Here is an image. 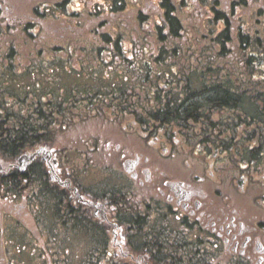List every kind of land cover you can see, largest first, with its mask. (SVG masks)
<instances>
[{
    "label": "flooded vegetation",
    "instance_id": "1",
    "mask_svg": "<svg viewBox=\"0 0 264 264\" xmlns=\"http://www.w3.org/2000/svg\"><path fill=\"white\" fill-rule=\"evenodd\" d=\"M54 1L0 0V29L79 49L67 54V70L105 57L104 65L127 69L111 70L118 84L107 89L0 92V264H20L17 233L30 250L48 242L41 256L29 252L31 264H264V112L217 117V77L246 75L249 85L235 91L264 94L256 27L264 20L247 35L252 69L233 72L216 68L213 41L228 25L217 16L220 0H207L205 11L199 0ZM253 4L264 14V0ZM87 45H102L101 57ZM41 56L51 61L39 54L36 63ZM173 57L180 61L169 65ZM236 99L242 110L258 107L247 95ZM53 230L70 237L74 260L52 242Z\"/></svg>",
    "mask_w": 264,
    "mask_h": 264
},
{
    "label": "rangeland",
    "instance_id": "2",
    "mask_svg": "<svg viewBox=\"0 0 264 264\" xmlns=\"http://www.w3.org/2000/svg\"><path fill=\"white\" fill-rule=\"evenodd\" d=\"M55 1L56 3L59 2V0H55ZM234 1H237V0H220L219 2H220V8H221L222 13L226 12L229 14L231 11L230 3ZM255 1L256 0H254L252 4L250 5L248 4L247 8L241 9L239 6H237L235 8V11L231 13V27L230 26L227 27L230 35H232L233 33H237L236 32L237 25H240L239 28L242 30L244 34H246V36L248 34H253L256 27L257 29H262V32L264 33V23L261 22L256 27L253 26V24L255 25V20H260V21L264 20V14L263 13L259 14L258 12H256V10H254L253 3ZM199 2L201 3L202 6H204L202 7V9L205 11L207 9V7L205 6L208 5L207 0H199ZM77 3H78V0H75V1L71 0L70 2H68L67 5L69 8H71V7L76 6ZM183 4H181L180 14L181 16H184V18H186L187 20L188 10H187L186 4L184 5ZM234 12H235V16H234ZM252 12L255 13L254 16ZM205 13L206 12H204V14ZM250 14H252V17L250 16ZM207 18L208 17H204L200 20L201 22L205 21L204 22L205 27L209 26L206 24ZM196 23H197V27H200L198 20ZM223 28L224 27L221 26V23L218 22L217 23V35L219 31L222 30ZM145 29H147L146 26H145ZM34 31L37 32L39 30L35 29ZM16 32L18 31H15L14 33ZM45 34L46 32L42 31L41 35H45ZM215 34H216V30H213V29L209 30L208 28H206V33L204 35L213 36ZM218 37L220 40L222 39V37L220 36ZM24 42L29 43V40L26 39L24 40ZM207 42L208 44H206L205 50H210V53H211L215 49L214 48L210 49L211 42L210 41H207ZM38 43L43 45L41 46L42 50L45 49L43 55L49 56L50 57L49 60H51L50 62H48L47 61L48 59H45L44 56H41L37 60L38 62L34 64L35 65L34 67H29L31 61H34L35 59L31 61H26L27 59L24 56L25 51L21 50V48L18 49V47L21 46L20 44H17L15 48L16 55L13 56L10 61L4 56L0 55V92L2 95L8 96L9 94L17 95V93H21V94H18L20 97H23V96L26 97L29 94L34 96L36 94H33V92L35 91V88L38 86L46 87V88H48L49 86H55L58 88H65L67 90L74 88V87H80L85 90L86 89L89 90V88L96 89L100 87H104L105 89L112 88L118 84V79L116 77H111V75H108L109 72L112 70V73H119L127 69V67L123 66L122 64L119 67L118 65H114V66L112 65V67L109 66V64L104 65L106 64L105 61L107 59L105 57L100 62V64L96 66H93V67H91L90 65L85 66L83 68L84 70L81 73L75 72L73 69V65H71L70 70H67L66 67H68L69 63H71L69 58H67V54L78 53L77 51H79V49H70L64 46H61L62 48L59 47V49H56L53 47V45L43 43V40L38 41ZM87 47L89 48L88 50H86L88 53L95 54L93 52V48L96 51L97 50L96 48H100L101 46L98 45L97 47L95 45L93 46L87 45ZM122 47L123 49H125V45H123ZM199 47H201V45H199ZM101 48L104 50L103 47ZM194 49H195V46H192L190 49L185 50V53L192 54ZM171 50H172L171 47H169L168 51L170 52ZM26 51L33 52L37 50L32 48V49H27ZM149 51H150V48L149 46H147L146 52H149ZM102 52L99 53L97 51L96 54H99L98 57H101V55L103 54ZM106 53L107 51H105L104 55ZM94 59L99 60V58L97 57ZM62 61L64 62V66L66 67L63 66ZM172 61L173 62H168V64L175 65L180 61V59L178 57H173ZM8 65H10V68ZM44 66L47 68V70L44 68ZM74 67L78 68L75 64H74ZM23 92H27V93H23ZM63 94L67 96L68 92L65 91ZM254 109L255 107L253 108V106H248L244 110L248 114H251V110L255 111ZM89 176H90V179H93L96 177V174H91ZM90 179L88 180V182L90 181ZM98 179H99V182H102V181L105 182V179L103 178V175L101 174L99 175ZM51 237L56 238V240H53L54 238L51 240L52 242L55 243L58 249L63 251L68 258L72 257V259L74 260V256L71 253L72 245H70L68 241L70 237L66 235L64 236V234L62 233L60 234L56 232L55 230L52 231ZM28 244L29 242L26 241L25 238L20 233L15 234V244H13V247H17L19 250L16 251L14 258L19 257L20 264H31V260H30L31 253L29 252L33 250L34 254L41 256L43 251L47 248L48 242L33 244L32 250H30V247L28 246ZM74 264H78V263H76L74 260Z\"/></svg>",
    "mask_w": 264,
    "mask_h": 264
},
{
    "label": "trees",
    "instance_id": "3",
    "mask_svg": "<svg viewBox=\"0 0 264 264\" xmlns=\"http://www.w3.org/2000/svg\"><path fill=\"white\" fill-rule=\"evenodd\" d=\"M235 5H242L246 6L245 0H239ZM261 14V11L260 13ZM218 16L225 21L226 16L225 13H219ZM228 25L225 24V29L220 33V37L222 39L220 40L219 37L215 39V42L217 44V40L220 44V47L217 48V56L221 59L220 63H217V70H247L252 69L250 67L252 57L249 55L247 56L246 51L250 47L251 42L248 41L247 36H243L240 32L230 35L228 32L227 27L229 25V21H226ZM225 23V22H224ZM35 36L28 33L27 31H18L17 33H9V30H1L0 29V55L7 58L9 61L13 56L16 55L15 48L18 44V42H22L23 44L21 47V50L25 51L24 56L27 59L26 61H31L35 56H38L42 52V47L37 45V43H34ZM29 40V44H26L24 40ZM258 43L261 44V41H258ZM230 44H233L232 46ZM230 45V46H229ZM264 47V46H263ZM36 49L37 51L33 52H27L26 49ZM245 48L246 50L244 51ZM99 52V50H98ZM97 53V51H95ZM231 54H235L236 57L228 58ZM6 59V60H7ZM242 63V67L239 66V64ZM36 64L35 61H31L29 67H34ZM10 68V65H8ZM234 72V71H233ZM243 79H247L248 77L245 75L242 77L240 74H234L232 73L231 76L228 77H217V86L222 88L221 92L217 93V117H236V118H248V117H261L262 113L264 112V94L262 91H255L252 93H243L241 91L236 90L235 87L237 86H246L249 85L246 82H243ZM225 89V90H224ZM2 95V94H1ZM242 95H247L252 98V101L254 104H256L258 107L255 108V112L251 110L252 114L246 113L244 110L240 108V105L238 104V100L236 99V96L241 97ZM13 97V95H8ZM174 96L180 97V93L175 92ZM3 99H5L6 95H2ZM177 102V100H175ZM253 108L255 107L252 105ZM177 112V111H176ZM175 112V113H176ZM165 115V114H164ZM166 116V115H165ZM181 117V116H180ZM228 127V126H227ZM236 129V127H235ZM235 132H238L237 130ZM2 160L6 162H12L15 161V158L12 157H5L2 158ZM0 191L5 193L7 191L6 186L2 183L0 184Z\"/></svg>",
    "mask_w": 264,
    "mask_h": 264
}]
</instances>
